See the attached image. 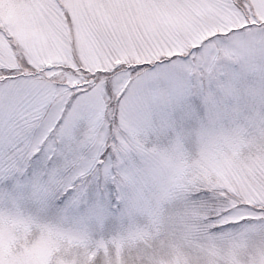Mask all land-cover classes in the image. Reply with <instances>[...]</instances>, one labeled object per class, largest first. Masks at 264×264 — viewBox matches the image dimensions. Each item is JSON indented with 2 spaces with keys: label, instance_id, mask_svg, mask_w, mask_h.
I'll list each match as a JSON object with an SVG mask.
<instances>
[{
  "label": "snow or ice",
  "instance_id": "6c2138e0",
  "mask_svg": "<svg viewBox=\"0 0 264 264\" xmlns=\"http://www.w3.org/2000/svg\"><path fill=\"white\" fill-rule=\"evenodd\" d=\"M253 70L264 0H0V264L40 240L136 264L137 231L264 237Z\"/></svg>",
  "mask_w": 264,
  "mask_h": 264
},
{
  "label": "clouds",
  "instance_id": "9594fccd",
  "mask_svg": "<svg viewBox=\"0 0 264 264\" xmlns=\"http://www.w3.org/2000/svg\"><path fill=\"white\" fill-rule=\"evenodd\" d=\"M253 148H264V135L257 134ZM73 253V257H74ZM136 264H264V237L236 238L217 237L204 239L193 237L185 239L177 228L174 233L143 241Z\"/></svg>",
  "mask_w": 264,
  "mask_h": 264
},
{
  "label": "rangeland",
  "instance_id": "374dc122",
  "mask_svg": "<svg viewBox=\"0 0 264 264\" xmlns=\"http://www.w3.org/2000/svg\"><path fill=\"white\" fill-rule=\"evenodd\" d=\"M237 70L236 66L225 67L221 70V77L225 78L229 73L236 72ZM251 76L253 79L255 99L258 100L261 92L264 91V77L256 70L252 71ZM246 149L247 146L240 149L237 153L238 157L250 158ZM254 163L259 166H264V164H261L259 157L255 159ZM143 241L141 232L137 231L132 240V246H141ZM67 251L68 249L62 242L40 240L28 252L25 264H69V262L62 259Z\"/></svg>",
  "mask_w": 264,
  "mask_h": 264
}]
</instances>
